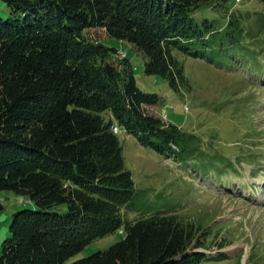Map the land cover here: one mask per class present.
<instances>
[{"label":"trees","instance_id":"obj_1","mask_svg":"<svg viewBox=\"0 0 264 264\" xmlns=\"http://www.w3.org/2000/svg\"><path fill=\"white\" fill-rule=\"evenodd\" d=\"M2 1L9 13L0 14V190L35 206L12 213L0 264L199 262L205 252L195 248L208 234L199 222L176 212L123 216L135 185L111 125L180 161L205 163L201 140L148 113L145 106L158 102V94L138 86L126 53L87 30L99 27L128 41L146 57V73L179 89L187 80L175 50L203 56L190 50L195 41L229 50L222 32L227 28L232 47L238 21L229 17L219 39L208 19L203 28L192 17L209 0ZM117 229L120 239L66 261Z\"/></svg>","mask_w":264,"mask_h":264},{"label":"rangeland","instance_id":"obj_2","mask_svg":"<svg viewBox=\"0 0 264 264\" xmlns=\"http://www.w3.org/2000/svg\"><path fill=\"white\" fill-rule=\"evenodd\" d=\"M220 1L201 4L192 17L203 28L208 19V28L217 31L219 39L228 18H235L240 27L237 40L231 47L224 28L223 44L229 50L221 53L197 41L190 50L203 56L175 50L187 80L179 89L159 74L146 73V57L128 41L106 36L99 27L87 31L125 51L138 86L158 94L159 101L147 104L146 111L197 134L206 153L205 163L200 158L180 161L142 145L119 125L124 166L135 185L131 206L122 207L123 216L176 212L199 222L208 234L195 249L213 255L205 254L196 264H264V0ZM8 13L0 0V14ZM0 202L1 251L12 213L35 205L10 189L0 190ZM121 237V229L98 237L66 261Z\"/></svg>","mask_w":264,"mask_h":264},{"label":"built area","instance_id":"obj_3","mask_svg":"<svg viewBox=\"0 0 264 264\" xmlns=\"http://www.w3.org/2000/svg\"><path fill=\"white\" fill-rule=\"evenodd\" d=\"M113 130H114V131H117V130H118V128H117L116 125L114 126Z\"/></svg>","mask_w":264,"mask_h":264},{"label":"bare ground","instance_id":"obj_4","mask_svg":"<svg viewBox=\"0 0 264 264\" xmlns=\"http://www.w3.org/2000/svg\"><path fill=\"white\" fill-rule=\"evenodd\" d=\"M115 125H113L112 127H114Z\"/></svg>","mask_w":264,"mask_h":264}]
</instances>
